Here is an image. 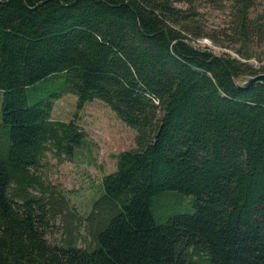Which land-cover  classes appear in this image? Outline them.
Segmentation results:
<instances>
[{"label":"trees","instance_id":"trees-1","mask_svg":"<svg viewBox=\"0 0 264 264\" xmlns=\"http://www.w3.org/2000/svg\"><path fill=\"white\" fill-rule=\"evenodd\" d=\"M177 2L0 0V264H264V87L234 84L264 73L246 63L264 46V0H209L226 9L209 32L194 0ZM202 38L239 59L191 45ZM63 95L134 132L83 214L44 174L93 147L51 119ZM164 193L190 213L155 220Z\"/></svg>","mask_w":264,"mask_h":264},{"label":"rangeland","instance_id":"rangeland-1","mask_svg":"<svg viewBox=\"0 0 264 264\" xmlns=\"http://www.w3.org/2000/svg\"><path fill=\"white\" fill-rule=\"evenodd\" d=\"M176 8L187 9L186 3L170 0ZM209 0H194L195 10L201 15V31H216L224 27L226 22V9H214ZM225 37H221L224 40ZM222 40V41H223ZM192 46L206 50L216 56L228 54L235 59L238 56L229 48L223 49L213 45L202 38L190 42ZM235 49V47H234ZM254 58L246 63L258 70L264 71V46H252ZM258 74H263L260 70ZM247 76L239 78L243 82ZM52 120L61 122L74 121L91 141V150L82 151L81 155L74 157L71 162L57 165L54 160H49L50 165L45 169L48 181L66 192L70 204L75 211L83 214L88 211L90 201L96 198L100 178L114 171L116 155L134 148L133 130L122 125L102 103L92 101L84 104L80 109L76 106V98L63 95L53 102L50 113ZM89 149V144H88ZM191 211V198L176 193H164L152 199V215L157 221H163L173 214H185ZM73 225L65 226L68 233ZM72 237L78 247H83V242H88L89 237L81 230H74ZM63 235L61 230H53L45 236L49 244L56 243Z\"/></svg>","mask_w":264,"mask_h":264},{"label":"water","instance_id":"water-1","mask_svg":"<svg viewBox=\"0 0 264 264\" xmlns=\"http://www.w3.org/2000/svg\"><path fill=\"white\" fill-rule=\"evenodd\" d=\"M236 87L240 90L247 89L251 86H254L256 84H260L264 87V73L263 74H256L254 76H247V78L243 82L236 83L234 81Z\"/></svg>","mask_w":264,"mask_h":264}]
</instances>
